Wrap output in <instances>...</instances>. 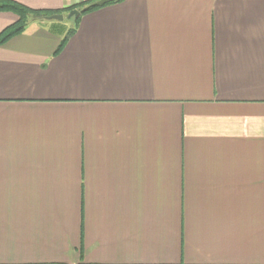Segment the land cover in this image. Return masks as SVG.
Instances as JSON below:
<instances>
[{"label": "crops", "instance_id": "0c3cea01", "mask_svg": "<svg viewBox=\"0 0 264 264\" xmlns=\"http://www.w3.org/2000/svg\"><path fill=\"white\" fill-rule=\"evenodd\" d=\"M112 3L0 44V264H264V0Z\"/></svg>", "mask_w": 264, "mask_h": 264}, {"label": "trees", "instance_id": "16d2710c", "mask_svg": "<svg viewBox=\"0 0 264 264\" xmlns=\"http://www.w3.org/2000/svg\"><path fill=\"white\" fill-rule=\"evenodd\" d=\"M96 1L97 0H88L64 11H50L30 9L13 0H0V12H10L17 16V21L0 33V44H4L15 36L23 33L32 21L47 20V17L55 14H62L63 12L67 15L70 11L76 9L81 12V15L77 19H71L73 27L69 31V35H73L83 16L113 4L109 3L103 6H91ZM67 40L68 38H65L64 42Z\"/></svg>", "mask_w": 264, "mask_h": 264}, {"label": "water", "instance_id": "95a60500", "mask_svg": "<svg viewBox=\"0 0 264 264\" xmlns=\"http://www.w3.org/2000/svg\"><path fill=\"white\" fill-rule=\"evenodd\" d=\"M116 1H119V0H98L96 2H94L91 6H103V5H106V4H109V3H112V2H116ZM81 15V12L79 10H72L70 11L68 14H67V19L71 20V19H77L79 18ZM48 20L50 21H60L62 22L64 19H65V15L63 14H55V15H52L50 17H47Z\"/></svg>", "mask_w": 264, "mask_h": 264}, {"label": "rangeland", "instance_id": "374dc122", "mask_svg": "<svg viewBox=\"0 0 264 264\" xmlns=\"http://www.w3.org/2000/svg\"><path fill=\"white\" fill-rule=\"evenodd\" d=\"M62 23H64V25H67L69 28L72 27V22L71 20L67 19V15L65 16V19L62 21Z\"/></svg>", "mask_w": 264, "mask_h": 264}]
</instances>
